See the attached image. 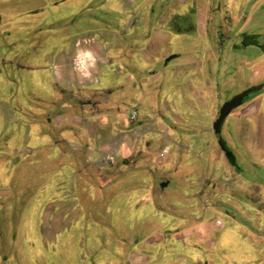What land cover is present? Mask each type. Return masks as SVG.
<instances>
[{
	"label": "crops",
	"instance_id": "1",
	"mask_svg": "<svg viewBox=\"0 0 264 264\" xmlns=\"http://www.w3.org/2000/svg\"><path fill=\"white\" fill-rule=\"evenodd\" d=\"M104 2L106 5L102 7L109 12L105 14L111 20L103 29L68 37L61 45L52 47L50 62L35 67L47 74L46 78L36 80V86L44 93L30 92L31 101L20 108L24 132L18 139L11 138L12 113L8 104L0 102V192L3 201L8 200L11 193L8 186L11 179L26 178L28 173L40 179L69 177L74 186L77 180L87 185L97 180L98 184L105 185L107 179L116 180L137 173L144 177L143 189L129 200L136 207L153 205L149 212L156 216L155 225L146 238L132 245L126 262L121 260L123 250L119 251L117 263L215 264L211 250L220 242L213 240L212 232L220 234L226 222L219 216L204 222L197 215L204 208L221 211L230 219L227 224L237 223L248 235L246 239L243 237L247 248L235 251L237 260L228 254L220 256L221 253L218 258L229 264H264V238L252 234L245 219L234 216L231 203L219 201L220 194L214 193V183L208 180L203 167L202 153L184 150L186 141L194 145H201L202 141L199 134H192L191 140H185L181 125L200 131L206 123L203 117L208 118L215 112L223 82L231 81L229 76L221 78L216 65L218 53L208 46L204 37L207 1ZM238 7L242 9L241 5ZM191 10L195 12L191 29L177 30L170 26L171 19L187 18ZM229 56H222V59ZM123 60L126 65L121 64ZM135 60L140 62L143 73L138 83H144L150 92L149 106L132 99L130 107L117 99L110 101L111 96L123 90L122 80L117 79L121 68L129 67L138 72ZM103 76L106 79L102 83ZM157 79L161 80L160 86H168V94L161 104L152 94L157 91L153 84ZM133 80V76L127 80L126 88L135 86ZM4 81V77H0V96H5V91L1 90ZM121 106L129 107V112H123ZM132 109L139 118L148 116V123H141L139 119L137 125H131L125 115ZM183 113L189 114L191 121L188 123L178 116V121L182 122L177 124L171 115ZM145 126L148 131L141 133ZM35 167L40 171L33 174ZM50 172L53 174L49 175ZM48 183L42 180L40 191L49 192V196L46 199L37 196L33 205H68L64 200L72 196L73 191L67 192L60 180L46 187ZM169 186L174 195L173 204H168L164 198ZM166 208L172 213L168 218L159 213ZM2 217L0 207V263L1 259L5 263L9 259L19 261L25 252L37 255L42 246L60 241L58 234L61 236L60 224L64 217L46 219L51 226L48 231L43 229L44 220L36 223L35 239L29 235L32 221L25 223L19 233L11 231L5 236ZM141 223L143 226L144 220ZM17 237L24 242L25 248L16 245ZM97 264H106V261L99 260Z\"/></svg>",
	"mask_w": 264,
	"mask_h": 264
},
{
	"label": "rangeland",
	"instance_id": "2",
	"mask_svg": "<svg viewBox=\"0 0 264 264\" xmlns=\"http://www.w3.org/2000/svg\"><path fill=\"white\" fill-rule=\"evenodd\" d=\"M104 1L0 0V77L5 79L1 88L5 91V96H0V102H7V108L12 113L10 117L12 139H18L24 132L22 127L24 118L20 108L31 101L28 97L32 92L44 93L36 86V80L38 81L39 77L46 78L47 74L35 67L42 66L44 62H50L52 47L61 45L68 37L82 35L94 29H103L111 20L110 16L105 14L109 12L100 5V3L106 5ZM249 1L240 3L238 0H231V29H238L237 27L242 25L240 32L257 36V39L262 42L264 41V0H259L262 3L258 5L256 0H251L250 3ZM240 4L247 5L246 10L241 14L238 12ZM233 5H235L234 8ZM34 10L39 11L36 14L30 13ZM234 34L235 32L231 34L232 39L237 38ZM234 57L236 61L231 71V84L223 86L222 96L218 98L220 101L250 85L261 83L264 85L263 50L247 48L245 52H236ZM121 64L127 63L123 60ZM134 67L138 72L135 73L129 67L121 68L117 79L122 80L120 85L123 90L111 96L110 101L117 99L130 107L129 100L132 99L143 106H149L150 92L144 83H138L143 75L140 62L135 60ZM131 76L134 77L135 86L130 84L133 87L126 88L127 80L129 81ZM105 79L106 77H101L102 83ZM153 84L156 85L157 91L152 94L160 104L164 103L165 95L168 94L167 84L160 86L161 80L158 79L153 81ZM230 85L231 89L227 90ZM123 107L121 108L125 110L123 112H129V107ZM129 116L130 113L126 114L125 119L131 125H137L138 120L131 123ZM171 116L177 124L182 122L178 121V116L188 123L191 121L189 114ZM215 116L214 112L208 118L203 117L206 123L200 131L189 125H181V132L186 134L185 140H191L192 134H199L202 141L201 145L200 143L194 145L188 140L189 143L186 141L184 150L190 149L202 153L203 167L208 180L214 183L216 188L214 193L220 194L219 201L231 203L234 216L245 219L248 230L255 236L264 238V87L260 95L234 110L226 118V123L221 130V137L229 150L234 153L240 173L231 168L216 143V137L211 129V122ZM147 117L138 119H142L141 123L146 124ZM166 124L173 127L170 121H166ZM147 131L145 126L141 133ZM179 149L183 151L181 147ZM41 165L42 162L39 163V168ZM39 171L35 167L32 173L36 174ZM52 174V172L49 173V175ZM49 177L40 179L28 173V177H13L8 183L11 193L8 202L2 205L1 210L3 215L1 224L4 233L7 234L5 236L8 237L11 231L12 234L14 231L19 233V229L24 227L25 223L32 221V231L29 235L35 239L36 223L44 220L43 229L48 231L51 226H48L46 219L56 216L60 219L64 217V222L60 224L61 236L58 234L60 241L55 245L53 243L42 246L37 255L22 253V257L19 258L22 264H97L99 260L106 261V264H119L117 262L120 260H117L116 254L121 250H123L121 260L126 262L132 245L146 238L155 225L156 216L149 212L153 205L136 207L131 205L129 200L131 195L136 196L142 192L145 181L141 174L123 175L116 179L117 181L114 180L115 178L107 179L105 185L98 184L97 180L91 185H87L86 182L82 184L80 180H77L75 186L69 177L61 179ZM42 180L50 183L59 180L64 182L62 185L67 188V192L69 189L73 191L72 196L64 200L68 205H33L37 196L44 199L49 196V192L40 191ZM172 193L171 187H167L164 198L168 204H173ZM2 201L3 195L0 192L1 204ZM226 203L221 205H229ZM220 212L203 208L202 211L197 212V215L206 223L214 216H219L226 222L220 234L212 232L213 240H218L220 243L218 242L219 244L211 250V253L215 255V264H229L218 258L219 253H221L220 256L228 254L237 260L234 258L235 251L247 248L244 238L246 239L248 235L237 223L227 224L230 219ZM159 213L167 218L172 214L167 208ZM141 220H144L143 226ZM15 243L25 248L24 242L19 237ZM20 260L9 259L5 263L1 259L0 264H21Z\"/></svg>",
	"mask_w": 264,
	"mask_h": 264
},
{
	"label": "flooded vegetation",
	"instance_id": "3",
	"mask_svg": "<svg viewBox=\"0 0 264 264\" xmlns=\"http://www.w3.org/2000/svg\"><path fill=\"white\" fill-rule=\"evenodd\" d=\"M205 1H207L208 4H207L206 17H205L204 37H205V40L207 41L208 46L213 48L218 53V57L216 58V63H217L216 65L218 66L221 78L223 77L224 79H226V77L229 76L228 79L229 78L231 79V71L233 70L234 63L236 61V58L234 57L236 52H245L247 48H254V49H257L259 51H262V50L264 51V41H262V42L259 41V39H257V36H253V35H250L247 33L240 32L242 25L240 27L238 26L237 27L238 29H236V28H235V30L233 29L234 31L231 29V0H229V2L227 0H205ZM250 1H249V3H250ZM243 2H240V3H243ZM245 2H246V0H245ZM256 3L258 5V3H262V2L261 1L259 2V0H256ZM100 5L102 6V3H100ZM240 5L242 6V4H240ZM257 5H256V7H257ZM243 6H242L241 10L238 9L239 14L243 13L246 10L247 5H243ZM38 11L39 10H34L33 12H30V13L36 14V13H38ZM194 17H195V12H194V10H191L189 13V17H187V18H173L170 20L169 23H170V26L172 28H175L177 30L179 28H182L183 30H189L193 27V23H194L193 18ZM236 30H237V32H236ZM234 32H235L234 36L237 37L236 39L231 38V34ZM227 54L228 55L230 54L228 59L227 58L222 59V56H226ZM223 66H225V68L221 69V67H223ZM220 69H221V71H220ZM228 83L231 84V81L230 82H227V81L223 82V85H229ZM259 85H262V87L258 91L250 94L247 98H245L242 105H244L245 103L249 102L251 99H253L254 97H257L258 95H260L262 93L264 85H263V83H261ZM216 86L218 87L219 84H216ZM252 86H257V85H250L248 87L243 88L241 91L230 95L228 98H226L224 100H221V101L218 100V101H220V103L218 102V105L215 109L216 116L213 118L211 124L213 125V123L217 119L219 109L225 101L231 99L235 95L240 94L241 92H243L244 90H246ZM230 89H231V85H230L229 89H227V90H230ZM241 106H239V107H241ZM236 109H234V110H236ZM233 111H231V113ZM132 114H133V116L131 117ZM138 118H139V115H137L136 110L132 109L130 116L128 117L129 121L131 123H133L136 120H138V122H139ZM226 118L224 119V121L222 123L221 130L226 123ZM214 136L216 137V142H217L218 136H216V135H214ZM220 136H221V134H220ZM230 165H231V168L233 170H235V171L238 170V173H240V168L237 165L236 160H235L234 165L232 163ZM7 202H8L7 200H4V201H2V204L0 203L1 210L3 208V206H2L3 203H5V205H6ZM1 213H2V211H1Z\"/></svg>",
	"mask_w": 264,
	"mask_h": 264
},
{
	"label": "water",
	"instance_id": "4",
	"mask_svg": "<svg viewBox=\"0 0 264 264\" xmlns=\"http://www.w3.org/2000/svg\"><path fill=\"white\" fill-rule=\"evenodd\" d=\"M261 87L262 85L249 87L240 94L235 95L231 99L225 101L221 105L218 112V117L212 125L214 135L218 136L217 145L219 146L220 150L223 152L225 158L229 161L230 164H235V157L233 152L229 150V148L226 146L225 142L220 136L222 123L224 119L231 113V111L242 105L245 98H247L250 94L258 91Z\"/></svg>",
	"mask_w": 264,
	"mask_h": 264
},
{
	"label": "built area",
	"instance_id": "5",
	"mask_svg": "<svg viewBox=\"0 0 264 264\" xmlns=\"http://www.w3.org/2000/svg\"><path fill=\"white\" fill-rule=\"evenodd\" d=\"M133 116V114L131 115V117Z\"/></svg>",
	"mask_w": 264,
	"mask_h": 264
},
{
	"label": "trees",
	"instance_id": "6",
	"mask_svg": "<svg viewBox=\"0 0 264 264\" xmlns=\"http://www.w3.org/2000/svg\"><path fill=\"white\" fill-rule=\"evenodd\" d=\"M237 172H238V170H237Z\"/></svg>",
	"mask_w": 264,
	"mask_h": 264
}]
</instances>
